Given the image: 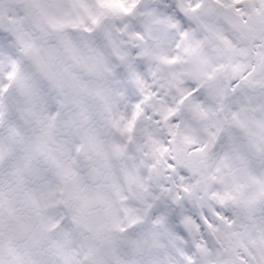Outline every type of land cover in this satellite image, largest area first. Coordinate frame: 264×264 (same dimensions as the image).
I'll return each instance as SVG.
<instances>
[{
    "label": "clouds",
    "instance_id": "clouds-1",
    "mask_svg": "<svg viewBox=\"0 0 264 264\" xmlns=\"http://www.w3.org/2000/svg\"><path fill=\"white\" fill-rule=\"evenodd\" d=\"M0 264H264V0H0Z\"/></svg>",
    "mask_w": 264,
    "mask_h": 264
}]
</instances>
